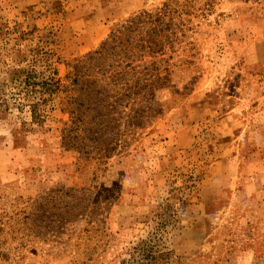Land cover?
<instances>
[{
    "label": "rangeland",
    "instance_id": "obj_1",
    "mask_svg": "<svg viewBox=\"0 0 264 264\" xmlns=\"http://www.w3.org/2000/svg\"><path fill=\"white\" fill-rule=\"evenodd\" d=\"M143 11L165 81L111 109L108 154L66 145L74 85L33 119L14 79L66 82ZM1 96L0 264H117L153 232L174 264H264V0H0Z\"/></svg>",
    "mask_w": 264,
    "mask_h": 264
},
{
    "label": "trees",
    "instance_id": "obj_2",
    "mask_svg": "<svg viewBox=\"0 0 264 264\" xmlns=\"http://www.w3.org/2000/svg\"><path fill=\"white\" fill-rule=\"evenodd\" d=\"M158 21V15L147 11L126 19L111 30L98 48L73 61L65 75L66 82L48 78L36 82L31 79L34 70H23V76L15 78L14 85L31 108L32 118L39 102L44 103L67 90L69 84L74 85L72 94L66 95L64 101L68 119L61 129L63 142L86 153L90 152L85 147L91 146L99 154L114 150L116 121L111 117V109L123 106V101L152 96L167 76L166 64L171 56H164L167 35ZM5 101L1 96L0 105ZM158 233L130 246L117 264H174Z\"/></svg>",
    "mask_w": 264,
    "mask_h": 264
}]
</instances>
